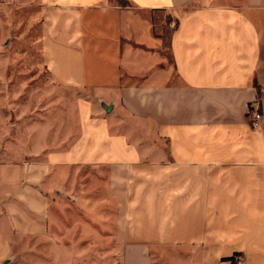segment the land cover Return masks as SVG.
I'll use <instances>...</instances> for the list:
<instances>
[{
    "label": "crops",
    "instance_id": "1",
    "mask_svg": "<svg viewBox=\"0 0 264 264\" xmlns=\"http://www.w3.org/2000/svg\"><path fill=\"white\" fill-rule=\"evenodd\" d=\"M128 2L0 0L38 11L81 94L15 143L0 116V264L50 243L67 199L105 210L125 264H264V0Z\"/></svg>",
    "mask_w": 264,
    "mask_h": 264
},
{
    "label": "rangeland",
    "instance_id": "2",
    "mask_svg": "<svg viewBox=\"0 0 264 264\" xmlns=\"http://www.w3.org/2000/svg\"><path fill=\"white\" fill-rule=\"evenodd\" d=\"M7 4L0 8V116L6 130L3 140L15 143L25 127L68 112L66 99L81 94L58 87L46 69L42 28L33 18L38 11ZM72 189L69 186L68 190ZM91 205L68 199L60 204L56 212L61 224L54 228V239L19 249L13 263L125 264L114 228L106 225L105 216L99 217L105 210L92 209Z\"/></svg>",
    "mask_w": 264,
    "mask_h": 264
},
{
    "label": "built area",
    "instance_id": "3",
    "mask_svg": "<svg viewBox=\"0 0 264 264\" xmlns=\"http://www.w3.org/2000/svg\"><path fill=\"white\" fill-rule=\"evenodd\" d=\"M250 120L253 127H258L261 125L262 112L260 110L259 103L254 101L249 110ZM233 264H245V258L242 253H236L233 256Z\"/></svg>",
    "mask_w": 264,
    "mask_h": 264
},
{
    "label": "trees",
    "instance_id": "4",
    "mask_svg": "<svg viewBox=\"0 0 264 264\" xmlns=\"http://www.w3.org/2000/svg\"><path fill=\"white\" fill-rule=\"evenodd\" d=\"M111 1H115V0H111ZM128 0H124L122 2L119 3V5H128Z\"/></svg>",
    "mask_w": 264,
    "mask_h": 264
}]
</instances>
